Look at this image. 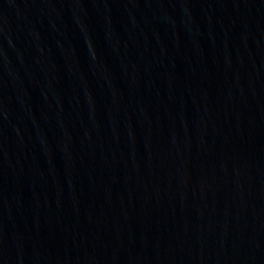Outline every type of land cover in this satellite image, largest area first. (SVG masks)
Segmentation results:
<instances>
[{"label":"water","instance_id":"obj_1","mask_svg":"<svg viewBox=\"0 0 264 264\" xmlns=\"http://www.w3.org/2000/svg\"><path fill=\"white\" fill-rule=\"evenodd\" d=\"M0 264H264V0H0Z\"/></svg>","mask_w":264,"mask_h":264}]
</instances>
